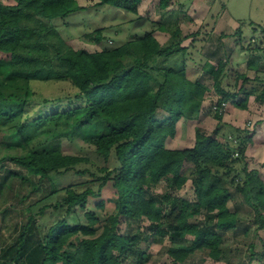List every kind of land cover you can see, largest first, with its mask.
<instances>
[{
  "label": "trees",
  "instance_id": "obj_1",
  "mask_svg": "<svg viewBox=\"0 0 264 264\" xmlns=\"http://www.w3.org/2000/svg\"><path fill=\"white\" fill-rule=\"evenodd\" d=\"M12 1H0V134L9 139L0 150V175L10 162L28 177L13 176L47 180L51 192L27 208L28 223L14 244L0 248V264H149L151 255L141 244L165 240L173 264L196 253L221 262L227 233L242 226L250 235L247 215L256 232L264 230V174L250 169L246 156L249 146L264 142L261 121L254 131H233V139L199 131L193 148L166 145L179 135L181 121L199 119L212 92L194 78L195 62L213 81L218 135L224 105L247 110L256 92L247 86H263L256 100L264 104V65H255L261 56L248 62L257 76L237 75L233 91L229 60L214 65L197 55L199 33L184 46L189 36L180 38L178 26L163 45L147 31L118 47L89 52L76 49L52 24L86 11L77 0ZM141 2L98 0L96 6L137 13ZM160 4L165 9L171 1ZM168 25L157 28L168 32ZM253 29L264 34V28ZM103 32L91 33L95 44H102ZM237 32L242 38V29ZM253 46L264 56V47ZM56 84L73 92L47 96ZM75 141L89 152L76 153ZM186 162L195 167L194 201L174 193L189 180ZM72 178L80 180L70 183ZM162 182L169 191L158 193ZM38 189L32 182L31 190ZM60 192V200L47 203ZM257 239L243 264H264V239Z\"/></svg>",
  "mask_w": 264,
  "mask_h": 264
},
{
  "label": "rangeland",
  "instance_id": "obj_2",
  "mask_svg": "<svg viewBox=\"0 0 264 264\" xmlns=\"http://www.w3.org/2000/svg\"><path fill=\"white\" fill-rule=\"evenodd\" d=\"M0 1L5 4H13L12 0ZM77 1L80 6L86 7V11L75 14L66 20L58 19L52 22L64 38L71 40L76 49L94 52L103 47H118L131 39L133 35H143L147 31H154L156 38L163 45L167 43L178 26L181 31L180 38L189 36L187 40H184V46L189 45L192 35L199 33L196 45L198 56L208 58L214 65L221 58L229 60V84L233 91L237 75L244 74L250 79H254L257 76L255 70L248 68V62L250 59L252 61L253 56H261V62L257 61L255 64L257 68L264 65V56L259 52H254L252 49L253 45L264 47V34H258L257 36L252 34L253 27L264 28V0H170L171 4L165 9L161 8L160 0H142L137 5V13H132L122 8L98 7L96 6L98 0ZM220 17H226L230 22L228 20L227 23L226 20H223L225 23L224 27H219L214 23V20H219ZM165 21L169 24L167 27L168 32H162L157 28L158 24ZM99 29L104 31V40L101 45L95 44L90 37L93 31ZM238 29H242V38L237 35ZM222 33L225 35L224 38L220 37ZM248 46L250 50L246 51ZM191 64L192 62H190ZM192 69L195 72L194 78H198L205 83L212 92L207 96L204 110L199 117L200 120L181 121L178 125L179 135L175 140L169 139L167 141L166 145L168 148H193L196 142V134L199 131L207 136H216L221 141L229 140L230 137L233 139L234 132L231 129L232 127L236 128L238 126L247 131H254L256 123L264 121V104L256 100V96L260 94L263 86L260 84L247 86L248 90L256 87L255 94L249 99L247 112H242L243 110L238 109L231 103L226 104L224 119L226 122L229 121V128L223 126L220 128L219 134H215L219 127V121L215 118V105L218 97L212 89L213 81L209 75L204 73L203 66L198 61L193 64ZM259 77L264 81L263 73ZM240 83L242 81L239 82V86ZM72 92L73 90L69 86L56 84L48 89L47 96L64 97ZM243 98L241 96L239 99ZM259 130L261 131V128ZM8 140L5 133L0 134V150H5L9 143ZM263 145H261L263 148L260 153L264 152ZM73 146L76 153L86 155L89 152L77 141H75ZM253 157L252 154V169L262 171L261 173L264 174V167L259 162L253 161ZM237 168L241 169L240 166H237ZM194 170L195 167L192 163H185L183 173L189 180L182 190L174 192L176 195L192 201L196 199L193 188ZM15 174L28 177L27 171L24 169L10 162H5L4 169L0 175V189H2L0 194V248L6 244H14L28 223L27 208L41 201L51 192L50 183L47 180L40 183L37 177L32 176L28 181L23 182L20 177L13 176ZM79 180L72 178L69 182L75 183ZM32 182L39 184L38 191L31 190ZM168 187L167 183L162 182L156 192H168ZM63 196L64 192H60L48 199L47 203L54 205ZM229 207L232 208L233 205L230 203ZM243 214L247 215L249 213L244 210ZM249 216L245 217L247 220L245 225L249 226L250 224V235L248 237L244 235V227L242 226L235 231L227 233L222 244L225 254L221 262H214L204 253H196L183 264L245 263L248 257L249 244L251 242L257 243V237L264 239V230L256 232V225H254L253 220ZM146 224L148 225V223L143 225ZM123 228L125 229V226ZM170 246L171 243L168 240H165L162 244H141V247L151 255L152 259L149 264H173V260L167 254Z\"/></svg>",
  "mask_w": 264,
  "mask_h": 264
},
{
  "label": "crops",
  "instance_id": "obj_3",
  "mask_svg": "<svg viewBox=\"0 0 264 264\" xmlns=\"http://www.w3.org/2000/svg\"><path fill=\"white\" fill-rule=\"evenodd\" d=\"M223 20H226L227 21V23H228V20L229 19H227L226 17H224V18H222V17H220L219 18V20L218 19H216V20H214V23H216L217 24V26H222V27H224L223 25L225 24L224 22H223ZM232 21V20H231ZM229 22H230V20H229ZM252 34H254V36H257L259 33L258 32H255L254 31V29L252 28ZM223 34V33H222ZM221 34V35H222ZM220 35V36H221ZM250 101V100H249ZM249 105V104H248ZM226 110V108L224 109V111ZM242 112H247V110H243ZM224 113V112H223ZM200 119H198V120H195V121H199ZM223 126L224 127H228L229 128V121H225V119H224V114H223ZM258 122H260V121H258ZM262 123H261V126H260V128H261V131L263 132V134H264V121H261ZM232 129V131H236V130H241V131H243V130H246V129H244V128H240V127H236V128H231ZM263 145V144H262ZM264 146V145H263ZM262 148L263 147H261L260 146V148H255V149H252V146H249V148H248V150H247V159H248V162L250 163V165H249V168L250 169H252V154H253V161H257V162H259L260 163V165L262 166V167H264V152L263 153H260L261 151L260 150H262ZM262 172V171H261Z\"/></svg>",
  "mask_w": 264,
  "mask_h": 264
},
{
  "label": "built area",
  "instance_id": "obj_4",
  "mask_svg": "<svg viewBox=\"0 0 264 264\" xmlns=\"http://www.w3.org/2000/svg\"><path fill=\"white\" fill-rule=\"evenodd\" d=\"M226 105H224V107H225ZM230 139H232L231 137H230Z\"/></svg>",
  "mask_w": 264,
  "mask_h": 264
}]
</instances>
